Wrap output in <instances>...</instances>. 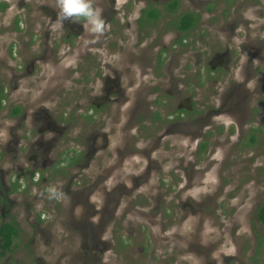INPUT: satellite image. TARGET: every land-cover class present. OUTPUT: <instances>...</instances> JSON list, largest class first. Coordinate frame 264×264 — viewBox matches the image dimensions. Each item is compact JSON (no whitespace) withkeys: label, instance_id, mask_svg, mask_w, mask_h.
I'll use <instances>...</instances> for the list:
<instances>
[{"label":"rangeland","instance_id":"obj_1","mask_svg":"<svg viewBox=\"0 0 264 264\" xmlns=\"http://www.w3.org/2000/svg\"><path fill=\"white\" fill-rule=\"evenodd\" d=\"M6 1L0 225L15 219L19 238L0 264H264V0H175L174 14L143 31L145 2L162 10L170 0H92L101 33L77 20L53 28L56 0ZM183 12L199 26L172 46ZM100 74L118 79V102L109 95L81 139L85 165L70 171L72 137L53 144L44 122L66 112L82 125L79 112L100 104L89 92L105 91ZM15 104L21 119L8 117Z\"/></svg>","mask_w":264,"mask_h":264},{"label":"flooded vegetation","instance_id":"obj_2","mask_svg":"<svg viewBox=\"0 0 264 264\" xmlns=\"http://www.w3.org/2000/svg\"><path fill=\"white\" fill-rule=\"evenodd\" d=\"M3 2H7L6 0H3ZM32 2V0H23V3L25 5H27L28 3ZM118 4V3H117ZM116 4V5H117ZM167 4V3H166ZM165 4V5H166ZM164 5V6H165ZM228 5V4H227ZM5 6V5H4ZM3 6V7H4ZM160 6L156 3H151L149 1L145 2V7L143 9H140L139 11V15L137 16V18L135 19L136 24L139 28L140 31L146 30L148 27H152L156 22H158L162 16H166L168 13H175L172 11H167L166 9H157V7ZM23 8V6H22ZM21 8V11H18V13L16 14V17H19L20 15H22V13L24 12V10ZM150 8H155L157 11L155 13H157L156 17L154 18H150L148 15L149 13H151V11L149 10ZM165 8V7H164ZM208 11H211V8L208 9ZM183 13H192V12H183ZM180 13L179 15L183 14ZM193 16L195 18H197V22L195 23V25L193 26V28H189L186 31H181L177 28H175L174 26V20L175 18L171 19V24H170V30L174 31L175 33V39L172 41V46H179L182 45L185 42V39L188 37L189 33H191L194 30H197L198 26H199V15L198 14H194L192 13ZM178 15V16H179ZM177 16V17H178ZM81 23H83L80 20H77ZM158 45V51L157 52V57H159V55H161L163 53V48H159V43L156 41H152V45L156 44ZM229 49V47H227V50ZM80 54V53H79ZM86 61L87 62V58H83L82 62ZM160 65H161V60L158 58L157 60ZM86 62H84L83 64H86ZM81 68H79L80 71ZM100 72V71H99ZM98 72V73H99ZM98 74L95 75V78ZM100 76V80L102 82H104L105 84V91L104 93L102 92L101 95L97 94L95 91H90L89 92V96L91 97V99H95V103H100V104H96V105H92L90 104L85 111L83 112H79L78 116L81 119V123L82 125H77V121L75 120V123H73V121H70L69 117H64V115L66 114V112L63 113H59L57 116H49L47 117V120L44 123H48L50 125H55V130L52 129L50 131H48L47 133L52 134L54 137L53 139H51L50 141L54 144L55 141H61L62 142H70L71 140H67L69 137H72V142L73 145H70V147L64 152V157L63 160L66 162V166L70 169V168H78V167H82L83 165H85V161H83L84 158H87V147L84 145L83 141H81V139H83L82 137L86 135L87 130L91 127V128H96L97 125H93V123L95 122V120H97L98 116H102L103 114H107V109H109V95L110 94H114L113 97H111V103H113V101L118 102L116 97V94L118 93V88H119V83H118V79L115 77V79L113 80V76L111 74H104V75H99ZM195 76H199L198 72H195ZM196 77H193L195 79V88H198V80ZM1 90H2V99H1V107H0V111H2L4 109V97H5V89L3 88V86H1ZM155 87V86H154ZM102 88V87H101ZM130 90V89H129ZM107 94V97H104V95ZM126 102L125 104L129 103V99L123 101L122 103ZM188 113L186 111V109H179V115L175 116L177 118H179L180 113ZM24 113V108L21 104H15L13 105L10 110L8 111V117L10 119H14L16 117H19L20 119L22 118V114ZM35 117H38V112H36L34 114ZM107 120L108 115H106ZM114 120L117 122V120L119 119V123L122 121V117L117 116V114H115L114 116ZM100 119V117H99ZM159 119V117H158ZM77 125L78 127V131L75 133V135H72L71 131L73 129V126ZM103 129V128H102ZM43 132L44 130H41V137L43 138ZM209 135H211L209 132L205 133L203 136H200V139L195 143V147L196 150L198 151V154L200 153L199 151V145L203 144V142H205L206 140H208L210 137ZM57 138V139H56ZM37 142V141H36ZM38 143V142H37ZM9 145V144H7ZM7 145H5L3 147V149L5 150ZM16 146V145H15ZM86 160V159H85ZM59 164V163H58ZM59 166V165H56ZM71 171V169H70ZM39 177V176H38ZM10 221H15V219L10 218ZM17 223V222H16ZM18 225V223H17ZM19 228V226H18ZM16 250V248H15ZM13 252L7 253L5 256H7L8 254H12ZM5 256H1V258L5 257Z\"/></svg>","mask_w":264,"mask_h":264},{"label":"trees","instance_id":"obj_3","mask_svg":"<svg viewBox=\"0 0 264 264\" xmlns=\"http://www.w3.org/2000/svg\"><path fill=\"white\" fill-rule=\"evenodd\" d=\"M226 3L230 4L229 0H226ZM177 1L170 0L167 2V4L164 6L167 11L176 12L177 9ZM151 13H149L150 18L156 17L157 13H155L157 10L155 8L149 9ZM197 22V18L193 16L192 13H183L175 18L174 20V26L175 28L186 31L187 29L193 28L195 23ZM1 99H2V90L0 87V107H1ZM251 142H254V136H251L250 138ZM206 144H200L199 145V151L202 153L205 149ZM256 216L259 224L262 227V233L264 234V203L259 205ZM18 238H19V228L15 221L10 222H4L0 225V255L5 256L7 253L14 252L15 248H17L18 244Z\"/></svg>","mask_w":264,"mask_h":264},{"label":"clouds","instance_id":"obj_4","mask_svg":"<svg viewBox=\"0 0 264 264\" xmlns=\"http://www.w3.org/2000/svg\"><path fill=\"white\" fill-rule=\"evenodd\" d=\"M56 16L51 19L53 28H62L66 20H80L83 26L95 33L103 32L107 25L101 9L92 0H56Z\"/></svg>","mask_w":264,"mask_h":264}]
</instances>
